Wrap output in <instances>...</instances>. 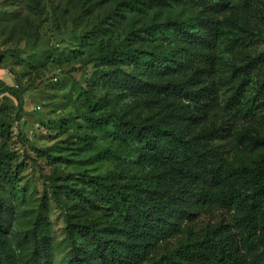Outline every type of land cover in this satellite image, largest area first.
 Segmentation results:
<instances>
[{
	"label": "trees",
	"instance_id": "obj_1",
	"mask_svg": "<svg viewBox=\"0 0 264 264\" xmlns=\"http://www.w3.org/2000/svg\"><path fill=\"white\" fill-rule=\"evenodd\" d=\"M190 1L200 8L197 15L188 22L176 20L154 30L172 48L157 52L130 46L115 52L112 58L121 64L134 63L141 75L149 77L151 72L183 70L193 60L211 70L216 62L213 45L221 32L217 17L237 4L233 0ZM4 53L11 55L14 51ZM208 70L197 68L193 82H203ZM237 71L233 70L234 77L245 73L242 68ZM121 72L112 69L105 77L120 87H142L136 78L121 80ZM0 86L15 95L12 87L1 81ZM243 86L244 80L233 89L226 107L239 104L237 97L242 95ZM215 91L211 90L213 95ZM89 92L85 90L83 95L90 125L118 146L129 139L144 141L133 150L132 160L141 168L152 165L156 170L124 182L116 177H90L96 199L116 207L107 217L66 213L65 239L71 250L64 264H264V154L252 162V167L241 164L226 168L219 154L220 144L206 140L210 131L193 142L184 141L191 110L180 104L185 93L169 85H161L157 95L172 100L173 111L166 113L174 121L172 125L162 120L152 125L117 118L109 129L106 126L111 115H94L98 102ZM207 94L204 90L199 95ZM246 103L251 106L248 112L264 106V73L256 95ZM211 130L221 134L220 126H212ZM201 141V146L208 148L205 152H198L194 146ZM262 148L264 140L258 139L252 150ZM193 158L195 163L189 167ZM9 161V153L0 151V264H52L48 255L51 234L44 225L34 222L29 230L21 232L20 242L14 236L15 245L9 237L13 210L3 196L4 191H14ZM52 194L68 210L55 190ZM216 212L228 219L202 223L203 217ZM22 241L26 243L20 244Z\"/></svg>",
	"mask_w": 264,
	"mask_h": 264
},
{
	"label": "rangeland",
	"instance_id": "obj_2",
	"mask_svg": "<svg viewBox=\"0 0 264 264\" xmlns=\"http://www.w3.org/2000/svg\"><path fill=\"white\" fill-rule=\"evenodd\" d=\"M148 2L150 5H144ZM190 10L196 11L190 15ZM199 10L190 0H0V81L15 92L11 95L0 86V151L9 153L15 179L14 191L3 192L13 210L9 235L13 245L21 241V232L34 222L40 223L51 234V263L64 264L70 252L64 231L66 213L109 216L116 205L96 199L90 177H116L124 182L136 174L125 170L105 175L98 168L91 169L95 175L89 174V166L127 157L105 149L83 158L96 139L87 133L99 130L90 125L87 111H79L86 109L83 91H90L98 110L106 106L109 101L96 98L95 90L118 86L105 77L112 69L122 70L112 55L130 46L169 50L171 44L154 30L176 20L188 22ZM219 21L224 39L223 49L215 52L216 62L231 56L237 46H246L242 37L231 36L223 27L227 23L236 27L234 21ZM5 50L14 54H5ZM93 61L86 75V65ZM261 65L264 53L252 59L245 57L244 89L255 79L257 90L264 73ZM234 69L239 70L233 65ZM156 102L172 107V100ZM160 120L174 124L166 114ZM81 131L85 134H79ZM101 133L112 144L110 137ZM214 133L210 130L206 140L220 144L221 134ZM129 163L139 167L132 159ZM52 190L66 202L68 210L55 201ZM223 215L216 212L201 221L227 220Z\"/></svg>",
	"mask_w": 264,
	"mask_h": 264
},
{
	"label": "clouds",
	"instance_id": "obj_3",
	"mask_svg": "<svg viewBox=\"0 0 264 264\" xmlns=\"http://www.w3.org/2000/svg\"><path fill=\"white\" fill-rule=\"evenodd\" d=\"M237 6L231 10L225 11L218 19L227 18L234 21L236 27L231 23L225 24L223 27L230 30L231 36H239L244 39L246 46H237L231 56H227L224 60H218L214 68L208 70V66L193 60L191 66H185L183 70L175 73H163L152 75H141L136 69L134 63L121 64L120 74L121 80L136 78L142 82L140 88L129 87H104L95 90L96 98H106L109 103L100 108L94 115L109 116L112 119L106 126L113 128L117 118L125 121H131L136 124H152L155 125L161 117L173 111L171 107L160 105L156 101H160L157 93L160 91L161 85H169L175 89H179L182 93L180 104L190 109L187 118V125L184 129L183 139L187 142H193L196 138L203 135L205 130H211L212 126H220V156L224 161V167H240L245 164L252 167L253 161L259 155L264 154V148L252 150L256 140H264V106L248 112L251 107L246 101L256 95L255 79L248 83L242 95L237 97L239 104L234 107H226L227 98L232 96V90L238 87L243 80V76H233V65L237 68H243L245 57L252 59L264 53V0H233ZM196 10H190L188 14H194ZM185 17H187V15ZM240 29H243L241 31ZM223 37L214 42L215 51L223 49ZM252 43H249V42ZM57 47H63L57 44ZM168 46L165 45L164 48ZM93 63L87 64L89 70L86 75L90 74ZM197 68H205L208 70L207 78L203 82H193ZM264 71V65L260 66ZM187 85V87H185ZM215 88L214 95L211 90ZM207 90L209 94L199 95L202 91ZM83 99V97L81 98ZM146 104H152L155 107L151 109L145 107ZM72 111V109H69ZM86 112V109H79ZM247 113V114H246ZM84 123L83 120L78 121ZM79 134H85L81 131ZM89 136H95L92 141V149L84 153L83 158L93 155L96 151L110 149L112 152L124 154L127 158L123 161L119 159L106 160L103 164L92 165L89 174L95 175L96 171L91 169H100L103 174H115L120 171L129 170L130 174H136L137 177H143L156 170L152 165H145L143 168L136 167L129 163V160L135 159L134 149L139 148L144 141L129 139L120 148L116 143L109 144L108 139L103 138L100 130L87 133ZM200 144L194 145L198 152H205L207 147ZM195 163V159L190 162ZM63 167V166H61ZM67 171V170H66ZM239 186V185H237ZM71 246H68L70 251ZM18 251V250H17ZM244 250L241 249V253Z\"/></svg>",
	"mask_w": 264,
	"mask_h": 264
},
{
	"label": "water",
	"instance_id": "obj_4",
	"mask_svg": "<svg viewBox=\"0 0 264 264\" xmlns=\"http://www.w3.org/2000/svg\"><path fill=\"white\" fill-rule=\"evenodd\" d=\"M2 59V54H0V60Z\"/></svg>",
	"mask_w": 264,
	"mask_h": 264
}]
</instances>
